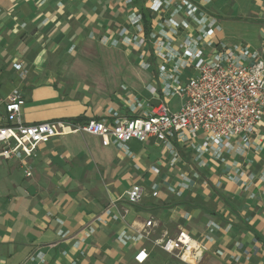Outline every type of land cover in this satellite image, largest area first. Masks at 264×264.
Returning <instances> with one entry per match:
<instances>
[{"label": "crops", "instance_id": "1", "mask_svg": "<svg viewBox=\"0 0 264 264\" xmlns=\"http://www.w3.org/2000/svg\"><path fill=\"white\" fill-rule=\"evenodd\" d=\"M137 1L0 0V94L22 92L24 123L132 118L162 102L178 110L183 98L164 88L193 74L181 67L189 34L208 56L263 48L264 0H187L194 11H176L183 0H139L148 38ZM165 34L174 56L163 59L154 42ZM206 141L185 131L124 148L73 132L30 157L0 153V264H140L141 248L143 264H188L156 243L181 230L206 246L197 264H264V117L249 145ZM135 183L147 190L138 204L127 199Z\"/></svg>", "mask_w": 264, "mask_h": 264}, {"label": "built area", "instance_id": "2", "mask_svg": "<svg viewBox=\"0 0 264 264\" xmlns=\"http://www.w3.org/2000/svg\"><path fill=\"white\" fill-rule=\"evenodd\" d=\"M159 1L163 3V0ZM184 5H188L190 11L197 9L194 4L183 0L175 10L181 11ZM138 18L141 19V16ZM126 32L123 28L119 33L124 40ZM168 38L165 34L154 42L157 55L163 59L174 56V50L167 48L170 43ZM139 43L146 44V39L142 38ZM182 47L188 61L181 67H187L193 74L186 82L177 80L175 85L167 83L164 88L166 96L179 95L183 98L184 102L178 110L162 102L132 118L115 113L112 121L94 119L77 123L53 120L26 124L22 119L26 100L17 89L7 95L0 94V114L3 108L6 118L4 123H0V153L10 159L30 157L36 154L41 144L73 132L108 136L124 148L132 140L146 142L157 139L168 144L175 135L185 131L193 135L204 132L208 141L202 148L214 143L224 149L231 146L235 138H241L245 145H249L260 119L264 117V45L262 50H252L238 43L208 56L189 34ZM248 58L251 60L246 61ZM16 67L20 69L21 64ZM146 193L143 185L135 183L127 191V199L132 204H138ZM152 195H158L156 188H153ZM154 223L152 219L146 222L143 230L145 237L149 235L146 228L153 227ZM156 243L163 251L188 264H197L206 251L205 244L185 230L174 237L163 236ZM148 258L146 248H141L134 256L140 264Z\"/></svg>", "mask_w": 264, "mask_h": 264}, {"label": "trees", "instance_id": "3", "mask_svg": "<svg viewBox=\"0 0 264 264\" xmlns=\"http://www.w3.org/2000/svg\"><path fill=\"white\" fill-rule=\"evenodd\" d=\"M137 2L139 4L141 12H142L143 22H144V26H145V30H144L145 35L148 38V37H150V33H151V16H150V13L144 7V5L139 0ZM71 121L78 122L80 120H71Z\"/></svg>", "mask_w": 264, "mask_h": 264}]
</instances>
